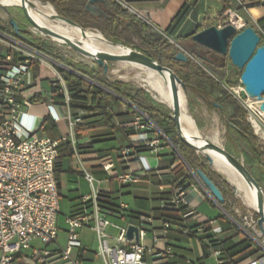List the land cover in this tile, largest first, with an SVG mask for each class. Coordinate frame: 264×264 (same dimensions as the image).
I'll return each mask as SVG.
<instances>
[{"label": "built area", "instance_id": "built-area-1", "mask_svg": "<svg viewBox=\"0 0 264 264\" xmlns=\"http://www.w3.org/2000/svg\"><path fill=\"white\" fill-rule=\"evenodd\" d=\"M228 1H237L240 6H246L242 0ZM259 1L264 4V0ZM228 24H232L237 31L249 25L238 10L231 6L221 14L217 26ZM255 29L261 37L260 44L264 43V28L258 26ZM0 45L3 47L0 51V264H92L82 255L84 243L80 231L83 229L95 233L97 249L94 253L103 264H169L176 259L178 255L168 233L178 223L164 220L162 226H153L150 231L152 246L148 247L144 244L149 233L147 226L153 225L154 219L141 214L138 222L133 223L138 227L139 241L130 239L127 236L128 225L119 226L109 219L108 215L113 211L104 206L108 198L102 196L103 189L95 185L96 179L88 170L84 171V176L92 192L82 197L83 207L80 210L66 216V242L64 246L60 243L57 160L60 146L66 142L71 143L75 156L79 157L76 132L85 125V110H73L71 107L72 92L60 71V67H70L57 58L58 52L54 45L15 34L9 21L0 23ZM40 45L50 50L44 51ZM34 63L46 72L49 88L42 86L44 78H35ZM77 72L80 76L89 77ZM90 79L95 82L93 78ZM229 91L246 110V120L264 145V100L247 95L241 80L240 86H229ZM56 95L61 96L59 101H55ZM43 98L46 100L43 101ZM37 105H45L47 116H52L57 123L67 124V129L59 137L40 134L44 116L40 118L33 112V107ZM57 105L65 109L64 116L56 111ZM148 121L150 119L146 112L137 115L133 124L134 139L120 151V160L128 168L126 172L116 173L115 176L123 184L138 181L152 171L150 167L141 170L131 167L137 149L158 152L162 148L166 134L156 126L148 130ZM85 144L92 143L87 141ZM113 166L112 162L101 165L111 176H114ZM189 189L197 190V186L179 179L171 195L162 198L161 207L179 210L188 204L186 196ZM226 200L227 203L231 202L228 197ZM120 208L125 211L127 205L122 203ZM234 212L231 219L246 236L254 239L252 227L257 224L256 213L244 214L238 208ZM182 218L188 220L200 217L194 208H188ZM109 226L119 228V235L108 234L106 230ZM179 226L184 227L188 236L210 232L219 237L223 233L222 226L215 218L200 221L193 231L187 225ZM207 252L216 259L217 264H230L218 245L210 242ZM185 260L193 263L189 257ZM246 264H264V255Z\"/></svg>", "mask_w": 264, "mask_h": 264}, {"label": "crops", "instance_id": "crops-1", "mask_svg": "<svg viewBox=\"0 0 264 264\" xmlns=\"http://www.w3.org/2000/svg\"><path fill=\"white\" fill-rule=\"evenodd\" d=\"M115 1L139 17L143 22L151 26L159 34L165 38H168L170 41H173L176 45H178V47L180 44L177 42V40L189 35H193L194 33L208 26L218 25L221 14L230 6L236 8L242 18H244L249 25H252L255 28L258 26L264 28V4L260 3L259 0H242L246 5L245 7L240 6L239 2L237 1L228 0ZM17 6L20 5L17 4ZM180 12H183L182 16L179 18V20L175 21L177 15ZM34 29L39 31L35 26ZM2 49L3 47L0 45V51ZM189 57L197 62L204 69L205 73L215 78L221 84L224 83L226 80V77H223V75H225V69L217 70V68L212 64L207 66L192 54ZM43 73L44 71L40 68L39 78L37 79H45L46 75ZM220 73L221 77H219ZM205 82V76L199 72L197 73V77L191 78V84L189 85L191 97L192 95H197L206 101V99L202 97L200 93V91L204 92L208 86L205 84ZM126 90L132 94H135L134 91H130L128 89ZM135 96L139 100L153 106L151 103L145 100L147 95L144 92H141L140 96H138V94H135ZM153 97L159 101L156 93L154 92ZM121 100V104H114L112 106L114 116L109 122L106 123H104V121L99 116L92 117L94 112L85 111V125L82 129L78 128L76 132V139L79 143V157L75 156V154L69 156L68 149L64 150L57 160L56 176L59 185L60 201L62 198L68 199L70 202L71 213H74L83 207L82 197L89 195L92 192V187L84 176V171L88 170L94 175L96 179L95 185L103 189L101 193L102 196L108 198L104 205L113 211L112 214L108 215L109 219L110 217L124 219L127 221L125 225L127 226L129 224L137 223L139 220V215L143 214L154 219L153 225L147 226V228L149 227V229H152L153 226L160 227L163 225V220H158L155 218L157 212L156 210L158 208H162V198L169 197L171 195V191L179 179L183 180L184 178H187L189 175H191L195 178V182L190 183L189 180H186L185 182H188L189 184H195L197 186V190L189 189V192L186 196L188 204L184 206L186 207V210H188V208H194L199 214L200 218H190L188 220H183L182 218L181 221L178 222V226H174V228L168 233L170 243L171 240H175L176 242L175 244H171L178 255V257L174 260H171L169 264H207L206 259L210 256L207 252V246L205 247L204 245V243L208 245L210 243V239L204 238V240L201 241L199 237L210 236L211 233L204 232L197 233L195 235L193 233V236H188L183 229L184 227L179 225H187L188 228L193 231L200 221L207 218H215L223 228V233L219 236L220 238L224 239L232 237L236 243L242 241L246 235L236 223H234L236 225L235 227L220 216L213 217L206 210H204L205 204L209 202L212 207L219 208L222 211L221 214H227V212L218 206L215 200L198 182L192 171L195 170V168H193L185 160L183 161L181 154L172 144L170 138L171 135H169V137L166 136L167 138L162 140V148L158 152L149 151L150 154H145L144 152H147L145 149L136 150V155L131 162V167L134 170H141L150 167L152 169L151 172L144 175L138 181L129 184H123L118 180L115 174L124 173L128 168L127 165L120 160V151L122 148L131 144L132 139H134L133 124L135 119L140 112H144L143 110L138 109L132 103V101L124 98H121ZM155 108L160 109L158 107ZM56 111L61 116H64L66 113L65 109L59 105L56 106ZM33 112L40 118L41 116H44V118L47 117V108L45 105H37L33 107ZM149 119L150 121H148V130L151 131L156 126V124L151 118ZM51 120L57 126L58 135L56 137H59L62 131L67 129V124L65 122L57 123L52 118V116ZM156 127L159 128L158 126ZM40 134L48 135L43 129L41 130ZM232 135L230 138H232L234 142H237L235 134ZM206 137H209L210 139L224 146L219 131L213 135H207ZM87 141H91L92 144L86 145L85 142ZM99 143L102 145L98 146L97 144ZM245 154L248 161V163L245 162V164L252 173L253 171L250 168V165L255 171H257V175L254 173L253 174L259 183L264 186L263 163L259 162L255 158L254 154H252L250 151L245 152ZM198 156L200 157V163L207 168L213 180L217 184L223 185V180L220 178V175H218V173L206 162V159L203 156L200 154H198ZM219 157L221 156L219 155ZM65 158H69L70 160L68 166H65ZM105 162L113 163L114 176H111L107 171L102 169L101 165ZM88 187H90V192H87ZM125 195L132 196L135 200V205L132 206L128 202H125L123 199V196ZM122 203L127 205L125 211H122L120 208ZM244 203L251 206V204L247 202ZM227 215L231 219V216L229 214ZM237 228L241 231H237ZM80 235L84 243V249L82 250L83 257L92 262V264H95L94 262L96 255L91 247V243L94 238L97 243L95 233L90 229H83L80 231ZM184 238H197L199 241V255L198 257H192L193 263H187L185 258H191L189 254L195 253V247L189 246L190 244L185 245L183 242H181V240ZM262 255H264L263 247L262 252L258 254V256L252 257L250 260H257ZM249 261L245 262L244 264L248 263Z\"/></svg>", "mask_w": 264, "mask_h": 264}, {"label": "trees", "instance_id": "trees-1", "mask_svg": "<svg viewBox=\"0 0 264 264\" xmlns=\"http://www.w3.org/2000/svg\"><path fill=\"white\" fill-rule=\"evenodd\" d=\"M42 1H51L56 11L60 15L69 17L77 21L85 28H87L84 23L85 18H93L97 22L99 28L107 36V38L115 43H124L125 45L131 46V37L132 35H134L142 43V46L138 50L143 51L144 53L155 59H160L164 65L170 66L180 76V78L188 84V86L191 84V78L197 77V73L199 72L203 76L206 75L207 77H209L213 85L222 87V84L220 82H218L209 74L205 73L204 69L192 58L189 57L187 62L175 61L173 59V56L177 51L180 50V48L176 44H173L166 40L164 36L159 34L151 26L147 25L139 17L134 15L128 9L124 8L115 0H104L96 2V7L102 11L100 15H93L85 8L89 0ZM182 14L183 12H180L177 15L175 21L179 20ZM24 33L26 34L25 36L28 39L32 40V38L28 36V33ZM191 37L192 35L183 37L177 40V42L181 46H184L186 49H188V51H190V53L194 55L198 60H200L203 64L207 66H210L212 64L217 68V70L226 68V58L217 55L212 50L199 46L192 41ZM40 46L44 51L50 50L47 46ZM57 58L70 67V69L60 67V71L62 72L68 84V87L72 92L71 107L73 110L81 108L85 111H92L94 112L92 117L99 116L104 121V123H106L109 122L114 116V111L112 108L114 104H121V98L130 100L138 109L146 112L148 117L151 118L156 126H158L165 134L170 135L171 132H174V135H172L171 137V141L174 147L188 164H190L195 169L201 168L209 176H211L207 168L200 163V157L198 156L197 152L186 145L179 138L176 124L169 113L164 110L157 109L147 104L146 102L139 100L135 96V94H132L131 92L122 88L124 85L122 81H108L103 77L94 76L95 74L93 70H89V68L83 65L69 62L59 55H57ZM72 70L79 71L83 75L91 76L98 84L86 80L83 76L78 75ZM39 73L40 65L34 63V76L36 79L39 78ZM227 85L235 86V84H233L232 82H227ZM200 93L202 97L207 99V96L204 92L200 91ZM229 97L231 99V103L235 106V112L232 115V118L228 121V127L238 134L240 139L253 152L255 158L259 162L264 164V145L259 141L257 136H255L251 125L246 120V110L233 96ZM54 99L55 101H59L61 99V96L56 95ZM45 100L46 98H43V101ZM42 129L51 137H56L58 135L57 126L51 120V116H47L44 118ZM68 149L69 156L74 155V150L71 146V143L66 142L60 146L59 157L64 150ZM186 180H189L190 183L195 182V178L191 175L183 179V181ZM217 185L223 191L225 198H227L229 193V185L227 183L223 185ZM223 209L230 216L233 215L231 207L228 205L227 200L225 201ZM156 211V219L178 223L182 219V214L186 212V207L183 206L179 210H166L163 208H158ZM227 214L223 213L220 215V217L226 220L229 224L236 227L234 222L229 218ZM256 215L258 217L257 213ZM191 235L193 236V234ZM204 238H209L211 243L218 245L222 250L225 259L230 264H244L252 257H256L262 252L261 246L249 236H245V238L238 243L234 242L232 237L224 239L216 237L214 235L199 237L201 241H203ZM204 245L205 247L207 246L205 243Z\"/></svg>", "mask_w": 264, "mask_h": 264}, {"label": "water", "instance_id": "water-1", "mask_svg": "<svg viewBox=\"0 0 264 264\" xmlns=\"http://www.w3.org/2000/svg\"><path fill=\"white\" fill-rule=\"evenodd\" d=\"M98 1L104 0H89L86 5V9L93 15H100L102 11L95 5ZM105 3V2H104ZM35 6L32 0H21V7L31 22L39 32L47 37L48 39H59L65 45L73 48L77 52L85 55L86 57L94 60L98 66L103 70V74L108 81L116 82L119 79H111L110 73V62L124 61L133 63L136 65H142L155 69L160 74L169 77L170 89L172 95L171 102V117L173 118L177 133L181 141L186 145L194 149L198 154L203 156L209 161V165L219 174H221L215 168L214 157L208 152L213 151L219 154L222 159L230 166H232L245 180L250 188L256 192V212L258 214L257 224L252 227L254 239L256 242H260L264 238V186H262L256 179L254 174L244 163V161L237 157L232 152L228 151L224 146L218 144L209 137L203 136L202 134L193 135L185 132L184 121L182 117L181 108V91L185 94L187 100L189 98V86L180 78V76L170 67L164 65L160 59H155L141 50H138L132 46L125 45L124 43H115L112 40L113 45L123 44L127 48L126 52H112L108 50H90L84 47L83 43L72 39L71 37L57 32L45 25L40 24L35 18L32 17L28 10L27 5ZM0 7L8 9V5L0 2ZM58 19L65 22L66 24L80 28L84 35H86V28L80 25L77 21L56 14ZM9 22L14 29V33L17 35H23V28L18 24L17 20L13 17H9ZM193 41L209 50H212L217 55L223 58H229L231 63L241 71L240 80L244 86L245 93L250 97H256L264 100V43H261V37L252 25L246 26L244 29L237 31L232 25L228 24L223 27L217 25L208 26L192 35ZM180 50L173 56L175 61L187 62L190 51L184 46H179ZM78 73L76 70H72ZM87 80H91L87 76H83ZM93 81V80H91ZM213 104L222 107L221 104L214 101ZM264 107V102H263ZM203 141V144H197L196 141ZM173 144V143H172ZM198 182L208 192V194L215 200V202L223 209L226 198L223 191L201 168L192 170ZM224 210V209H223ZM225 211V210H224ZM226 212V211H225ZM127 236L132 239L135 238L139 241L138 227L135 224L128 225Z\"/></svg>", "mask_w": 264, "mask_h": 264}, {"label": "rangeland", "instance_id": "rangeland-1", "mask_svg": "<svg viewBox=\"0 0 264 264\" xmlns=\"http://www.w3.org/2000/svg\"><path fill=\"white\" fill-rule=\"evenodd\" d=\"M0 2H2L4 4H11L9 2H3L2 0H0ZM46 2H51V1H46ZM10 16H13L17 20L18 24L25 30L26 33H28V36L51 43L52 45L55 46V48L58 52V55L63 56V58L66 59L67 61L83 65V66L93 70V72L95 74L94 76H100V77H103L104 79H106L104 74H103V70L98 66V64L94 60H92L91 58L86 57L85 55L77 52L76 50L69 47L68 45L60 43L58 41H54L52 39H48L47 37L42 35L39 31L35 30L34 26L31 24V22L29 21V19L25 15L21 6L12 5V6H9L8 9L0 7V23L9 21ZM84 23H85L87 28H89V29H91V30H93L99 34H103L107 38V36L99 28L97 22L93 18H91V17L85 18ZM25 35L26 34L23 32V36H25ZM131 38H132L131 46L134 48L140 49V47L142 46V43L140 42V40L138 38H136L134 35H132ZM165 39L168 40L169 42L175 44L173 41H170L168 38H165ZM121 49L124 51L127 50V48L123 45L121 46ZM64 54H66L67 56L65 57ZM109 64H110V70H111L110 76H111L112 80L119 79L120 81H122L124 83L123 88L125 90L128 89L130 91H134L135 94H138V96H140L141 92H144L147 95L146 96L147 99L145 98V100L147 102L151 103L155 107L160 108L161 110L166 111L167 113H169V115H171V113H172L171 108H170L171 103L165 101L157 93L156 89L151 87L148 82H146L140 78H136L137 74L143 70L142 67H139V66L131 64V63H126L123 61L110 62ZM43 74L45 75L46 72H44ZM224 74L225 75H223V77H226V80L222 84V87H217V86L213 85L211 82V79L209 77H207L206 75H204L206 78L205 84L208 85L207 88L204 90V93L207 96V99L205 101L201 97H198L197 95H192V97H191V93L189 92V98H188L189 112L194 117L202 135H206V136L207 135H213L214 133L219 131V134L222 138V142H223L224 147L228 151L237 155L239 158L243 159L244 163L245 162L248 163L247 156H246L245 152L250 151L252 154H253V152L240 139L238 134L228 127V121H229V119L232 118V115L235 112V106L231 103V99L229 96H233V95L229 91V86L227 85V82L228 83L232 82L233 84H235V86H240L241 71L238 70V68L235 67L231 63L229 58H226V68H225ZM153 75L157 79H159V81L162 83L163 88L166 90V92L167 91L171 92L170 85H168V82L165 81L162 76L154 74V73H153ZM89 77L92 78L91 76H89ZM219 77H221V73L219 74ZM88 81H91V80H88ZM42 83H43L44 87L49 88L50 84H49L48 79L42 80ZM153 92L158 95V98L160 101H157L153 97ZM214 101L221 104L222 107L219 108L218 106H215L213 104ZM232 134H235V136L237 138V142H234L232 140V138H230V136ZM170 135L171 136L174 135V132H171ZM166 136L169 137V135H167V134H166ZM166 136H165V138H166ZM171 136H170V138H171ZM232 136H234V135H232ZM97 145L100 146L102 144L99 143ZM144 153L150 154L149 151L144 152ZM64 161H65V166H68L69 162H70L69 158H65ZM75 161H76V159H75ZM206 162L209 164L208 160H206ZM250 168L252 169L253 173L255 175H257V171H255L251 165H250ZM218 175H220V178L223 180V184L227 183L229 185V193H228L227 197H228V199H230L231 202L230 203L228 202V205L231 207L233 214L235 213L234 212L235 208H238L244 214L245 213L248 214V212H253L254 214L257 213L255 210L256 205L251 199L247 198L245 196V194L241 191L237 192V194L239 195L238 196L236 194L235 187L226 179V177L222 173L221 174L218 173ZM87 192H90V187L87 188ZM123 199L125 202H128L130 205H132V206L135 205V200L132 196L125 195V196H123ZM244 202L251 204L252 207L247 205ZM208 208H209V210H208ZM204 210H206L213 217L220 216L222 213V211L219 208L212 207L209 202H207L205 204ZM71 214L72 213H71L70 202L68 201V199L62 198L60 201V215H59V219H58V225L60 228L59 241L63 246L65 245L66 237H67L66 232L64 231L67 227L66 216H69ZM110 220L112 222H114L115 224H118L119 226H125L127 223L126 220L121 219V218L110 217ZM147 229L149 231L152 230L151 228L149 229V227ZM237 231H241V230L238 229ZM106 232L110 235L118 236L120 230H119V228L109 226L107 228ZM181 242H183L185 245L190 244L189 246L195 247L194 248L195 253L189 254L191 259H192V257H198V255H199V251H198L199 241L197 238H189V239L184 238L183 240H181ZM261 242H262V239L260 240V242H257V243L260 245ZM171 243L175 244L176 242H175V240H171ZM144 244L148 247L152 246V234H151V232L148 234L147 239H145ZM262 244H264V242H262ZM91 247L93 250L97 249V243L95 241V238L91 243ZM94 263L95 264H103L102 261L99 260L97 256H95V262ZM206 263L207 264H217V261L212 255H210L206 259Z\"/></svg>", "mask_w": 264, "mask_h": 264}, {"label": "bare ground", "instance_id": "bare-ground-1", "mask_svg": "<svg viewBox=\"0 0 264 264\" xmlns=\"http://www.w3.org/2000/svg\"><path fill=\"white\" fill-rule=\"evenodd\" d=\"M3 2H9L11 4H6L8 6L11 5H21V0H2ZM35 6L27 5L28 10L32 14V17L35 18L40 24L45 25L57 32L65 34L72 39L83 43L84 47L90 50H108L112 52L123 53L126 52L121 49L123 44L113 45L112 42L106 38L103 34H99L89 28H86V35L84 32L74 26H70L65 22L58 19L56 16L57 11L54 5L51 2H44L42 0H32ZM58 42H62L59 39H55ZM124 62V61H123ZM129 63V62H126ZM133 64V63H131ZM136 65V64H134ZM142 67L143 70L137 74L136 78H140L149 83L151 87L156 89L157 93L167 102H172L171 92H166L163 88L162 83L157 79L154 74L160 75L164 78L165 81L170 85L168 75L164 76L160 74L155 69L145 67L142 65H137ZM131 77V76H130ZM157 95V94H156ZM181 108H182V117L184 121L185 132L188 134L198 135L202 134L198 128V125L194 119V117L190 114L188 108V100L185 94L181 91ZM158 97V95H157ZM159 100V98H158ZM160 101V100H159ZM197 144H203V141L197 140ZM215 160V168L222 173L226 179L235 187L236 193L241 191L245 194V196L251 199L256 205V192L254 189L250 188L249 185L245 182L243 177L230 165H228L222 157H219V154L208 151Z\"/></svg>", "mask_w": 264, "mask_h": 264}, {"label": "flooded vegetation", "instance_id": "flooded-vegetation-1", "mask_svg": "<svg viewBox=\"0 0 264 264\" xmlns=\"http://www.w3.org/2000/svg\"><path fill=\"white\" fill-rule=\"evenodd\" d=\"M23 32H25V30L23 29Z\"/></svg>", "mask_w": 264, "mask_h": 264}]
</instances>
